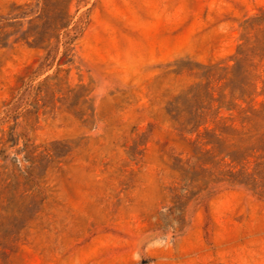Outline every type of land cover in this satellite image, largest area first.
Listing matches in <instances>:
<instances>
[{
    "label": "rangeland",
    "instance_id": "obj_1",
    "mask_svg": "<svg viewBox=\"0 0 264 264\" xmlns=\"http://www.w3.org/2000/svg\"><path fill=\"white\" fill-rule=\"evenodd\" d=\"M263 11L0 0V264H264V197L187 187L173 166L196 134L169 113L194 104L189 68L232 65L242 24Z\"/></svg>",
    "mask_w": 264,
    "mask_h": 264
},
{
    "label": "trees",
    "instance_id": "obj_2",
    "mask_svg": "<svg viewBox=\"0 0 264 264\" xmlns=\"http://www.w3.org/2000/svg\"><path fill=\"white\" fill-rule=\"evenodd\" d=\"M242 27L243 42L232 65L189 68L197 69L199 79L188 92L194 104L186 112L169 113L176 122L183 118L178 127L183 135L196 134V138L186 140L191 157L185 162L176 159L173 168L188 178L187 187L197 183L207 188L212 182L227 181L264 197V102L257 106L256 101L264 95V11ZM214 103L217 109L212 111ZM222 108L232 111L229 117L219 115Z\"/></svg>",
    "mask_w": 264,
    "mask_h": 264
}]
</instances>
